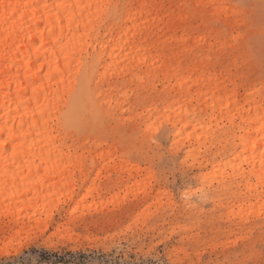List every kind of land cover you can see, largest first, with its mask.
<instances>
[{
	"label": "rangeland",
	"instance_id": "rangeland-1",
	"mask_svg": "<svg viewBox=\"0 0 264 264\" xmlns=\"http://www.w3.org/2000/svg\"><path fill=\"white\" fill-rule=\"evenodd\" d=\"M157 1L182 22L164 30L168 48L152 52L173 67L204 54L205 70L227 87H264V0H222L223 14L207 0ZM128 65L65 133L69 178L46 190L35 219L31 207L0 206V264H261L264 175L250 178V189L237 176L262 150L233 142L218 113L206 120L210 141L194 143L192 129L171 125L173 111L160 112L175 79L143 65L138 81ZM254 187L263 192L257 201Z\"/></svg>",
	"mask_w": 264,
	"mask_h": 264
},
{
	"label": "bare ground",
	"instance_id": "bare-ground-1",
	"mask_svg": "<svg viewBox=\"0 0 264 264\" xmlns=\"http://www.w3.org/2000/svg\"><path fill=\"white\" fill-rule=\"evenodd\" d=\"M207 2L216 14L228 11L222 0ZM181 22L172 13L165 17L157 0H0V189H5L0 206L6 200L16 209L31 207L30 218L35 219L46 190L69 178L65 133L91 96L105 93L102 85L116 87L107 78L126 63V72L138 81L143 65L150 74L162 69L164 78L175 79L161 99L160 112L173 111L171 125H178L180 134L192 129L194 143L205 145L212 138L206 120L227 114L230 139L262 150L247 169L239 168L237 177L247 182L246 188L250 178L261 179L264 87L247 85L242 93L234 81L227 87L205 70L204 54L173 67L165 53L152 52L168 48L172 36L163 40L164 30ZM225 131L215 139H226ZM254 188L257 201L264 188Z\"/></svg>",
	"mask_w": 264,
	"mask_h": 264
},
{
	"label": "snow or ice",
	"instance_id": "snow-or-ice-1",
	"mask_svg": "<svg viewBox=\"0 0 264 264\" xmlns=\"http://www.w3.org/2000/svg\"><path fill=\"white\" fill-rule=\"evenodd\" d=\"M262 255H264V250H262ZM243 264H252L251 260H246L243 262ZM261 264H264V261L261 262Z\"/></svg>",
	"mask_w": 264,
	"mask_h": 264
}]
</instances>
